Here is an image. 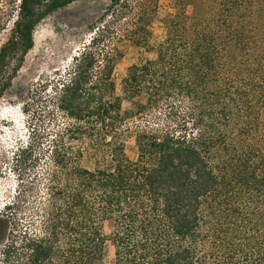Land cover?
Wrapping results in <instances>:
<instances>
[{
	"label": "trees",
	"instance_id": "trees-1",
	"mask_svg": "<svg viewBox=\"0 0 264 264\" xmlns=\"http://www.w3.org/2000/svg\"><path fill=\"white\" fill-rule=\"evenodd\" d=\"M16 1L0 96L36 25L76 0ZM197 2L193 24L152 41L146 14L125 23L131 0H111L58 88L69 122L37 219L3 206L0 264H264V0ZM123 40L139 52L117 86Z\"/></svg>",
	"mask_w": 264,
	"mask_h": 264
},
{
	"label": "rangeland",
	"instance_id": "rangeland-1",
	"mask_svg": "<svg viewBox=\"0 0 264 264\" xmlns=\"http://www.w3.org/2000/svg\"><path fill=\"white\" fill-rule=\"evenodd\" d=\"M131 2L133 13L123 22L139 21L146 14L152 41L165 39L171 20L183 27L197 19V0ZM17 3L16 0H0V47L9 37ZM110 4L111 0H76L43 18L33 31L32 48L12 73L0 96V252L6 241L3 219L8 211L3 208L5 204L18 203L12 212L15 211L23 226L37 219L34 213L46 196V172L51 169L49 146L58 126L69 122L56 108L58 88L68 77L71 58L88 44L93 27ZM138 52L131 42L120 43L113 70L117 86L136 62ZM222 73L226 75V67L222 68ZM204 87L211 90L212 86ZM30 144L33 145L31 157L16 165L17 149ZM126 154L132 160L136 158L133 138L127 141ZM85 164L93 167L92 162ZM108 230L106 226L105 231Z\"/></svg>",
	"mask_w": 264,
	"mask_h": 264
}]
</instances>
